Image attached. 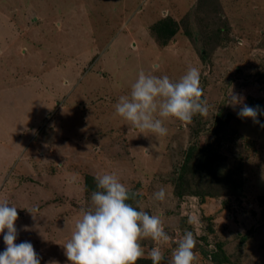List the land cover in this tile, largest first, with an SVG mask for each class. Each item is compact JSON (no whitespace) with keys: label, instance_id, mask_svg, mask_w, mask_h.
I'll list each match as a JSON object with an SVG mask.
<instances>
[{"label":"rangeland","instance_id":"1","mask_svg":"<svg viewBox=\"0 0 264 264\" xmlns=\"http://www.w3.org/2000/svg\"><path fill=\"white\" fill-rule=\"evenodd\" d=\"M168 19L177 34L165 41L156 26ZM191 66L206 116L169 118L156 137L115 115L140 71L177 81ZM231 91L259 106V123ZM262 125L264 0H0V201L40 264H70L63 245L104 173L161 217L172 238L161 264L185 230L195 264H264ZM142 246L151 264L156 245Z\"/></svg>","mask_w":264,"mask_h":264},{"label":"clouds","instance_id":"2","mask_svg":"<svg viewBox=\"0 0 264 264\" xmlns=\"http://www.w3.org/2000/svg\"><path fill=\"white\" fill-rule=\"evenodd\" d=\"M229 96L230 104H243V98L232 94V91ZM202 97L197 67H189L177 81L167 75L140 71L130 93L121 95L115 103V115L141 134L164 137L168 134L165 121L169 118L187 124L197 114L207 115V104ZM258 109L259 106L253 108L243 104L238 115L259 123ZM95 180L97 190L91 194V206L82 211L70 239L63 245L70 264H137L145 256L142 241L146 239L156 245L148 253L152 264H161L164 259L161 245L172 239L165 231L161 217L150 215L143 208L138 210L139 201L136 207L129 203L135 198V193H130L115 173L97 175ZM153 198L164 202L167 198L165 187H159ZM17 219V208L6 200L0 201V234H3L6 245L0 252V264H40L30 242H15ZM189 223H192L191 219ZM195 248L193 232L185 230L176 240L169 264H195Z\"/></svg>","mask_w":264,"mask_h":264},{"label":"trees","instance_id":"3","mask_svg":"<svg viewBox=\"0 0 264 264\" xmlns=\"http://www.w3.org/2000/svg\"><path fill=\"white\" fill-rule=\"evenodd\" d=\"M156 30L158 31L160 36H162L164 38L165 41L173 38L177 34V27H176L175 22L172 19L162 21L160 24H158L156 26ZM193 151H194L193 148L189 150L188 157H187L188 161L192 158ZM89 180L90 179L87 180V185H89ZM131 201L132 200H130L129 202H131ZM216 259H217V261L219 260L217 257H216ZM137 263L141 264L144 262L143 261H137ZM144 264H150V262L147 261ZM151 264H152V262H151Z\"/></svg>","mask_w":264,"mask_h":264}]
</instances>
